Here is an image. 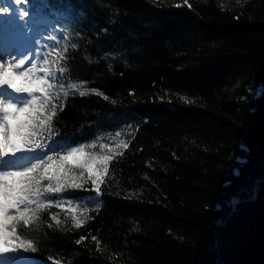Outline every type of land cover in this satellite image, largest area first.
I'll use <instances>...</instances> for the list:
<instances>
[{
    "label": "trees",
    "instance_id": "trees-1",
    "mask_svg": "<svg viewBox=\"0 0 264 264\" xmlns=\"http://www.w3.org/2000/svg\"><path fill=\"white\" fill-rule=\"evenodd\" d=\"M20 7L49 17L36 26L38 67L47 57L63 85L50 90L54 140L123 138L100 195L86 173L82 189L44 194L18 226L35 249L24 253L36 264H264V0Z\"/></svg>",
    "mask_w": 264,
    "mask_h": 264
},
{
    "label": "snow or ice",
    "instance_id": "snow-or-ice-1",
    "mask_svg": "<svg viewBox=\"0 0 264 264\" xmlns=\"http://www.w3.org/2000/svg\"><path fill=\"white\" fill-rule=\"evenodd\" d=\"M24 2L14 0L15 5ZM11 7V3L0 6V13L7 15ZM15 11L18 17L29 16L26 10L17 8ZM31 59V54H26L15 63L9 60L5 68L4 58L0 57V257L35 251L32 240L22 239L18 234V226H31L37 212L45 207L42 197L46 192L82 189L83 184L78 181H83L87 173L92 190L100 195L99 185L113 158L101 159L86 153L85 145L65 146L54 140L52 120L58 105L53 100L59 98V93L50 90L63 85L50 82L47 57L42 61L43 67L33 62L24 68ZM58 71L63 73L65 69L61 67ZM71 87L75 89L77 85ZM85 94L84 91L79 93L81 97ZM64 95L66 97L67 92ZM59 107L63 111L64 105ZM45 109H50V114H46ZM123 147L127 148L128 144L124 143ZM42 181L48 183L45 185ZM51 219L60 223L56 214ZM84 222L85 218L76 219L74 226L79 228ZM85 239L81 236L75 243L80 244Z\"/></svg>",
    "mask_w": 264,
    "mask_h": 264
},
{
    "label": "rangeland",
    "instance_id": "rangeland-1",
    "mask_svg": "<svg viewBox=\"0 0 264 264\" xmlns=\"http://www.w3.org/2000/svg\"><path fill=\"white\" fill-rule=\"evenodd\" d=\"M10 3L12 5V7L10 8L9 13L7 15L4 14L6 16V19L3 20L4 16L0 14V37L3 35L4 27H6V25H10L11 29L15 30L16 27H20L25 22H27V25L25 26V28L19 33V34H21V36L18 37L19 40H21L22 42L26 41L27 44L20 46L22 48H20L19 52H17V53H15V52H10V53L7 52L6 53L5 52V53L1 54L0 57L4 58L5 68H7L8 67V61L10 59H11L12 63H15L19 54H21V57H22V56L32 52V53H30L32 59L29 60L28 63H26L23 66L24 68H27L33 62H36L37 64L39 63L38 60L36 59L38 57V52L40 50V49L38 50V47L36 46V41L39 38V35H38V29L36 28V26L34 24L36 22L37 23L42 22L43 20L45 21L46 18H49V17L44 14L45 11H43L41 8H38V9H35L34 11H32L27 18L18 17L15 10L17 8L18 9H21V8L19 7V5L14 4V0H0V6H7ZM14 18L19 21L17 26L11 25V23L14 22ZM19 34H17V35H19ZM16 42H18V41H16ZM25 46H26V48H25ZM27 49H28V51H27ZM6 56H7V59H5ZM21 70H23V69H13V71H21ZM260 90H261L260 86H252L251 87V91L254 94L259 93ZM114 138L116 140L115 144H112L110 141L101 142L100 149H94L93 147H91L92 145L89 144L88 147L85 148V152L91 153L94 156L99 157L101 159L105 156L111 157L114 153H116L115 150L118 148V146L122 143V140H123V138L120 136H116ZM22 258L26 259V260H24L25 264H36V262L25 253H23Z\"/></svg>",
    "mask_w": 264,
    "mask_h": 264
},
{
    "label": "bare ground",
    "instance_id": "bare-ground-1",
    "mask_svg": "<svg viewBox=\"0 0 264 264\" xmlns=\"http://www.w3.org/2000/svg\"><path fill=\"white\" fill-rule=\"evenodd\" d=\"M18 20L14 18V22L11 23V25L16 26L18 24ZM27 25V22H25L22 26L16 27L15 30L11 29L10 25H6L4 27V32L3 35L0 37V56L3 53L7 52H19V49L22 48L20 46L26 45L27 42L24 41L22 42L21 40L18 39V37L21 36L19 34ZM20 28V29H19ZM19 29V30H18ZM19 34V35H17ZM17 40L18 42H15ZM7 55V54H6ZM21 58V54L18 55L17 59ZM7 59V56L5 57ZM11 60V59H10ZM23 255H14V254H9L7 256L0 257V264H25L26 259L22 258Z\"/></svg>",
    "mask_w": 264,
    "mask_h": 264
}]
</instances>
